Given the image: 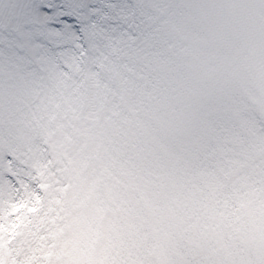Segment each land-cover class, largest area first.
<instances>
[{
	"label": "snow or ice",
	"instance_id": "6c2138e0",
	"mask_svg": "<svg viewBox=\"0 0 264 264\" xmlns=\"http://www.w3.org/2000/svg\"><path fill=\"white\" fill-rule=\"evenodd\" d=\"M0 264H264V0H0Z\"/></svg>",
	"mask_w": 264,
	"mask_h": 264
}]
</instances>
